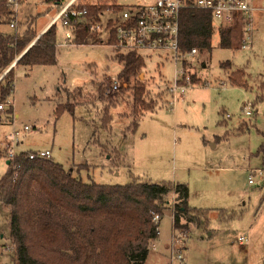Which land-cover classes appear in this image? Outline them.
<instances>
[{
    "label": "rangeland",
    "instance_id": "1",
    "mask_svg": "<svg viewBox=\"0 0 264 264\" xmlns=\"http://www.w3.org/2000/svg\"><path fill=\"white\" fill-rule=\"evenodd\" d=\"M116 1L128 7L156 0ZM251 3L256 7L254 46L246 50L220 47L215 29L211 49L198 51L189 66L198 82L172 108L162 90L174 74L171 53L139 50L145 67L114 97L109 130L101 120L108 102L97 95L99 87L107 88L123 68L115 57L117 49L105 40L72 44L58 21L56 63L12 67L13 91L4 100L11 101L12 107L5 103L0 110V178L13 147L16 153L49 150L54 161L73 168L74 175L85 182L123 185L135 176L185 183L189 205L209 209L187 221L181 218L186 224L183 252L187 264H264V174L254 169H264L262 156L257 154L264 141V0ZM61 6L54 0H20L15 26L7 25L4 30L23 32L31 25L38 33ZM118 13L107 10L102 15L103 37L108 18ZM226 60L231 64L228 68L221 66ZM233 71L241 72L247 88L230 82ZM138 80L147 90L145 102L154 107L144 111L133 131L130 105L132 86ZM66 103L73 109L65 108L56 116V107ZM242 122L247 127L234 134ZM14 131L18 132L16 146L11 137ZM211 164L220 166L206 168ZM166 197L170 204L176 193L171 190ZM167 209L159 223L161 245L170 240L172 232L171 210ZM8 213V206L0 203V264H13ZM156 250L160 251L153 250L144 264H177L170 263L169 249V253L162 252L166 261L153 255Z\"/></svg>",
    "mask_w": 264,
    "mask_h": 264
},
{
    "label": "trees",
    "instance_id": "2",
    "mask_svg": "<svg viewBox=\"0 0 264 264\" xmlns=\"http://www.w3.org/2000/svg\"><path fill=\"white\" fill-rule=\"evenodd\" d=\"M102 1L79 0L77 9L85 12L71 26L73 37L69 41L72 44L115 42L113 31L103 37L102 30H96L95 26H103L102 15L107 10L114 13L125 7L113 1ZM14 18L15 12L7 0H0V75L13 62L28 67L55 64L60 24L53 22L40 35L31 25L23 32L4 30ZM112 24V18H108L104 30L107 31ZM214 30L209 11L193 7L182 9L179 22L181 51L186 52L192 47L198 51L210 50ZM218 45L230 48L227 29H220ZM115 57L123 63L117 78L125 83L145 67L143 57L134 51L116 50ZM230 65L228 60L221 63L225 68ZM229 80L247 88L239 71L231 72ZM13 81L11 67L0 78V101L12 93ZM192 82H198L195 74ZM105 90L106 85L100 86L97 97L108 102L101 120L102 126L109 130V107L115 104L114 97L119 90L108 95ZM146 92L140 80L132 86L130 116L133 131L144 111L153 110V104L145 102ZM65 108L72 110L73 105H58L56 116ZM247 125L246 122L240 123L234 134L242 133ZM257 154H261L264 164V141ZM171 190L176 193L173 215L176 228L186 227L181 218L187 221L199 213L209 212L188 205L185 183L145 181L135 176L123 185L85 182L74 175L73 168H65L52 158L29 159L26 152H19L9 161L0 178V203L9 208L10 259L13 264H144L149 246L158 236L152 218L155 214L162 218L164 210L169 207L166 195Z\"/></svg>",
    "mask_w": 264,
    "mask_h": 264
},
{
    "label": "built area",
    "instance_id": "3",
    "mask_svg": "<svg viewBox=\"0 0 264 264\" xmlns=\"http://www.w3.org/2000/svg\"><path fill=\"white\" fill-rule=\"evenodd\" d=\"M19 1L7 0L8 6L12 7L15 14ZM78 2L79 0H62L60 10L52 19V23L59 21L60 25L66 28L64 36L68 40L73 37L72 24L76 23L79 16L85 12L84 9H77ZM186 7L209 11L212 15L214 29H217L218 33H220L221 28L228 30L231 49L246 50L253 47L255 35L253 15L256 7L251 3V0H156L147 5L125 7L119 11L116 17L112 18V26L105 31L106 34H109L110 31L114 32L115 42L112 45L120 52L134 51L138 54L139 50H164L171 53L174 62V74L166 87L170 96L168 104L171 108L175 106L180 98L184 97L186 90L194 84L191 80L192 71L189 66L198 50L192 47L190 50L182 52L179 45L180 13ZM15 24L16 20L14 18L9 26L14 27ZM95 28L98 31L100 30L98 25ZM184 61L187 63H184ZM6 71L3 72L1 77ZM126 85L127 83L117 78L111 84L107 83L106 90L111 93ZM5 103L12 107L11 101H3L0 102V110L4 109ZM245 112L247 115L251 114L250 110ZM28 128L27 125L24 126L25 130ZM17 133V131H14V134L11 135L15 145ZM16 155L17 153L12 147L7 154L8 160L14 159ZM27 156L29 159L50 158L51 154L49 150H38L28 152ZM249 183H252L251 178ZM174 203L175 199L169 204L172 220ZM152 220L157 225L156 232L159 234V215L155 214ZM186 240V230L176 228L172 222L171 237L168 241L172 262L187 264L183 252ZM151 247L156 248L154 242Z\"/></svg>",
    "mask_w": 264,
    "mask_h": 264
},
{
    "label": "crops",
    "instance_id": "4",
    "mask_svg": "<svg viewBox=\"0 0 264 264\" xmlns=\"http://www.w3.org/2000/svg\"><path fill=\"white\" fill-rule=\"evenodd\" d=\"M56 2V1H55ZM88 2V1H87ZM113 2L114 3H116V4H120V3H118L116 0H113ZM56 3H60V2H56ZM153 3V2H152ZM52 19H53V17L50 19V20H48L47 21V23L38 31V35H40L42 32H44L48 27H49V25L52 23ZM254 46V45H253ZM142 56V55H141ZM18 59V58H17ZM144 59V58H143ZM15 65V64H14ZM13 65V66H14ZM8 70V69H7ZM170 81V80H169ZM169 81L167 82V83H169ZM167 85H165V87L164 88H162V90H164V91H166L167 92V95H168V99L166 100V102L168 103V101H169V98H170V96H169V93H168V91H167ZM166 95V96H167ZM180 99H182V98H180ZM169 105V104H168ZM170 106V105H169ZM130 107H131V105H130ZM227 115V117L229 116L228 114H226ZM15 116H17V113H15ZM25 130V129H24ZM217 140V139H216ZM16 145H18V141L16 142ZM15 145V146H16ZM213 146H215V145H213ZM38 151V150H37ZM19 152H26V153H28V152H32V151H26V150H20ZM18 154V153H17ZM50 158H51V156H50ZM7 161H9V160H7ZM7 164H9V163H7ZM213 166H220V164H217V165H213V164H211L209 167H206V168H210V169H213L214 167ZM254 169H259L258 171H261L262 173H261V175L263 176V174H264V169L263 168H261V167H256V168H254ZM160 181H163V180H160ZM157 182H159V181H157ZM188 187V186H187ZM189 200V189H188V196H187V202H189L188 201ZM188 205H189V203H188ZM190 206V205H189ZM192 207V206H191ZM202 209H205V208H202ZM167 210H170V208L169 209H167ZM209 210V209H208ZM166 211V210H165ZM164 211V214L166 213ZM171 215H172V212H171ZM164 216V215H163ZM162 219V218H161ZM161 219H160V221H161ZM183 219V218H182ZM181 219V220H182ZM156 240L159 242L158 243V245L156 246V248L155 249H160V251L159 250H156V251H154L153 252V255H156L159 259H162V260H164V261H166V257L164 256V254L165 253H162L163 251H168V242L166 241V243H163V245H161L160 244V242L162 241V238H160V233L158 234V236H157V238H156ZM155 240V241H156ZM161 248H160V247ZM155 249H153L152 247H151V249L149 248V255H150V253L153 251V250H155ZM168 253H169V251H168ZM148 255V256H149ZM146 261V260H145ZM145 263V262H144ZM170 263H171V260H170ZM168 264H169V262H168Z\"/></svg>",
    "mask_w": 264,
    "mask_h": 264
},
{
    "label": "water",
    "instance_id": "5",
    "mask_svg": "<svg viewBox=\"0 0 264 264\" xmlns=\"http://www.w3.org/2000/svg\"><path fill=\"white\" fill-rule=\"evenodd\" d=\"M14 64H15V62H13V63L9 66V68L13 67ZM9 68H8V69H9ZM7 163H9V161H7Z\"/></svg>",
    "mask_w": 264,
    "mask_h": 264
}]
</instances>
